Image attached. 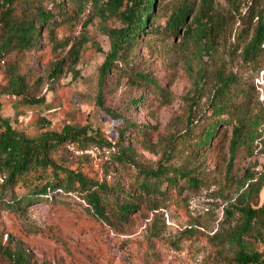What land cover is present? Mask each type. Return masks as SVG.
<instances>
[{
	"label": "rangeland",
	"instance_id": "1",
	"mask_svg": "<svg viewBox=\"0 0 264 264\" xmlns=\"http://www.w3.org/2000/svg\"><path fill=\"white\" fill-rule=\"evenodd\" d=\"M60 1L72 19L58 24L53 36L44 26L35 48L0 56L2 116L29 136L47 129L41 117L50 121L51 130L75 125L100 133L114 144L111 149L67 143L51 158L123 187L141 204L127 222L110 213L114 222L109 223L74 192L28 202L21 210L0 203V264H13L8 248L26 250L35 264H232L231 237L242 218L231 203L244 189L246 169L256 175L264 171V50L250 61L242 55L256 15L264 16V0H205L208 7L204 0H157L141 41L108 72L102 86L100 67L110 49L104 25L119 22L103 21L91 4L73 15L72 0H26L48 9ZM200 11L214 17L210 40H201L194 31ZM184 13V24L172 31V21ZM75 44L81 47L77 56L70 53ZM58 60H63V72L53 79L51 65ZM10 64L41 102L26 103L10 91ZM221 76L233 77L228 82L232 107L223 112L217 108L219 98L212 100ZM236 118L246 120L249 143L233 160ZM213 123L215 135L197 153L199 139ZM121 129L132 158L122 157ZM141 166L173 176L174 184L164 180V194L144 192ZM26 181L16 187L18 196L27 193L36 175ZM253 204H264V189ZM251 240L264 250V239Z\"/></svg>",
	"mask_w": 264,
	"mask_h": 264
},
{
	"label": "trees",
	"instance_id": "2",
	"mask_svg": "<svg viewBox=\"0 0 264 264\" xmlns=\"http://www.w3.org/2000/svg\"><path fill=\"white\" fill-rule=\"evenodd\" d=\"M76 3L73 15L81 13L91 4L103 21L110 18L119 22L117 26L104 25V31L110 38V49L100 67L99 84L102 86L108 72L115 68L118 61H124L131 50L139 44V39L144 33L150 20L155 17L157 0H72ZM203 3L208 7L209 3ZM54 9H48L40 5L31 4L26 0H0V56L4 57L12 50L26 51L35 48L45 26L52 34L58 24L64 23L73 18L68 14L66 8L54 2ZM186 13L177 16L172 21V31L176 32L177 27L185 22ZM256 23L249 41L243 47L242 55L244 61L253 60L264 50V16L256 15ZM199 24L195 33L201 40H210L215 29L214 17L211 13L204 17L200 13L195 18ZM191 26L187 29L190 34ZM73 48V49H72ZM81 47L76 44L71 47L70 53L77 56ZM10 91L20 97L26 103H39L40 98L25 89L26 83L23 75L15 69L14 64L9 65ZM63 72V60H58L51 65L52 78L55 79ZM144 76L143 73H138ZM233 77L221 76V82L217 86L212 100L219 98L218 111L231 108V88L228 82ZM102 99V96H99ZM44 101V100H43ZM109 110V109H107ZM2 102L0 100V174L6 176L4 182L0 183V203L12 210H21L22 205L28 202H37L43 198L57 200L58 197L69 192L76 193L84 199L94 214L109 223H113L109 216L114 214L118 222H127L128 215L140 208L141 202L129 198L131 193H126L123 187L110 184L106 180L89 177L81 170L70 169L57 164L51 153L59 146L67 143L77 144L85 149L87 144L97 145L100 148L111 149L114 144L104 138L100 133H89L86 126L66 125L61 131L51 130L48 127L50 121L41 117L39 122L47 127L41 130L36 136H29L17 130L9 118L2 116ZM112 114V111H109ZM238 123L233 128V139L231 141V158L234 160L241 146L249 143V134L246 133V120L236 118ZM127 123V126H130ZM139 128L138 125H135ZM129 128V127H128ZM127 130V128H125ZM217 130V123L210 125L197 143L196 152L199 153L203 147L210 144L211 139ZM125 130L121 129L118 141L122 144V157L132 158L134 155L131 149L123 146ZM261 138V133L259 136ZM116 144V143H115ZM261 152L264 153V138H261ZM121 157V158H122ZM144 179L142 189L150 193L152 190L159 191L167 184H174L173 176L164 177L160 169L151 170L141 166ZM179 170V169H178ZM184 177L196 182L197 177H192L184 170L177 171ZM36 175V182L32 184L27 193L18 196L16 187L26 184L30 174ZM166 178V179H164ZM244 189L237 195L236 200L231 203L233 209L241 214V222L231 237L232 264H264V250L254 245L253 239H264V204H258L260 193L264 189V171L259 175L250 172L244 173ZM163 193V191H162ZM164 194V193H163ZM155 209H157L155 207ZM6 254L13 264H35L32 254L22 248L6 249Z\"/></svg>",
	"mask_w": 264,
	"mask_h": 264
},
{
	"label": "built area",
	"instance_id": "3",
	"mask_svg": "<svg viewBox=\"0 0 264 264\" xmlns=\"http://www.w3.org/2000/svg\"><path fill=\"white\" fill-rule=\"evenodd\" d=\"M6 176L3 174H0V183L4 182Z\"/></svg>",
	"mask_w": 264,
	"mask_h": 264
}]
</instances>
